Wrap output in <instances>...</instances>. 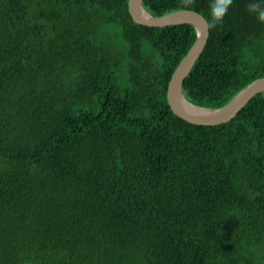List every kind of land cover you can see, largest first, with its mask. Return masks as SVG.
<instances>
[{"label": "trees", "instance_id": "trees-1", "mask_svg": "<svg viewBox=\"0 0 264 264\" xmlns=\"http://www.w3.org/2000/svg\"><path fill=\"white\" fill-rule=\"evenodd\" d=\"M248 2L210 29L190 103L264 78ZM128 3L0 0V264H264V93L223 125L180 119L167 90L197 32L139 25Z\"/></svg>", "mask_w": 264, "mask_h": 264}, {"label": "water", "instance_id": "water-1", "mask_svg": "<svg viewBox=\"0 0 264 264\" xmlns=\"http://www.w3.org/2000/svg\"><path fill=\"white\" fill-rule=\"evenodd\" d=\"M143 2L144 0H129L128 3L129 13L137 24L155 28L192 25L197 32L195 44L177 65L168 85L167 101L174 115L195 126H219L232 121L254 97L264 93V78H259L247 85L221 108L207 109L190 103L184 95L183 85L208 43L210 29L206 26V18L192 10L154 17L144 9ZM186 103L205 112L194 114L187 108Z\"/></svg>", "mask_w": 264, "mask_h": 264}, {"label": "clouds", "instance_id": "clouds-1", "mask_svg": "<svg viewBox=\"0 0 264 264\" xmlns=\"http://www.w3.org/2000/svg\"><path fill=\"white\" fill-rule=\"evenodd\" d=\"M190 2L191 0H186V3ZM233 3L234 0H210L208 19L205 21L207 28L213 29L221 25ZM247 11L258 23L264 24V0H249Z\"/></svg>", "mask_w": 264, "mask_h": 264}, {"label": "bare ground", "instance_id": "bare-ground-1", "mask_svg": "<svg viewBox=\"0 0 264 264\" xmlns=\"http://www.w3.org/2000/svg\"><path fill=\"white\" fill-rule=\"evenodd\" d=\"M186 106H187V108H189V109L192 111V113H194V114H198V113H203V112H205V111H203V110H200V109H197V108L193 107L192 105H189L188 103H186Z\"/></svg>", "mask_w": 264, "mask_h": 264}]
</instances>
